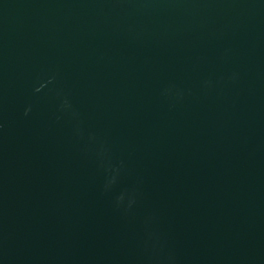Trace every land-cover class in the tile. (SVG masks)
Returning <instances> with one entry per match:
<instances>
[{
	"label": "water",
	"instance_id": "water-1",
	"mask_svg": "<svg viewBox=\"0 0 264 264\" xmlns=\"http://www.w3.org/2000/svg\"><path fill=\"white\" fill-rule=\"evenodd\" d=\"M0 264H264V0H0Z\"/></svg>",
	"mask_w": 264,
	"mask_h": 264
}]
</instances>
